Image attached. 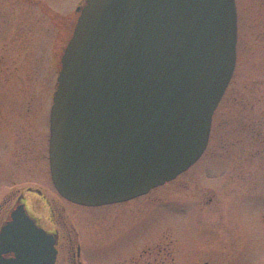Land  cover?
I'll return each mask as SVG.
<instances>
[{
  "label": "water",
  "instance_id": "obj_1",
  "mask_svg": "<svg viewBox=\"0 0 264 264\" xmlns=\"http://www.w3.org/2000/svg\"><path fill=\"white\" fill-rule=\"evenodd\" d=\"M76 11L50 111L52 181L75 203L125 201L205 150L236 64L235 0H85ZM11 217L0 234L18 236L15 264H54L52 235L23 205Z\"/></svg>",
  "mask_w": 264,
  "mask_h": 264
},
{
  "label": "rangeland",
  "instance_id": "obj_2",
  "mask_svg": "<svg viewBox=\"0 0 264 264\" xmlns=\"http://www.w3.org/2000/svg\"><path fill=\"white\" fill-rule=\"evenodd\" d=\"M83 1L0 0V131L4 132V138L20 143L15 165L13 147L6 144L4 147L5 151L6 148L10 151V171L17 170L9 179L0 177L4 194L14 185L21 188L46 185V192L54 196L55 190L49 191V186H53L46 152L48 110L57 85L60 55L77 19L75 8ZM235 4L236 64L213 114L205 151L185 171L154 187L142 198L93 211L81 210L85 215H100V218L92 216L90 221L86 218L85 225L82 223V235L91 234L87 229L94 230L106 241L98 248L97 264H109V256L120 250H141L142 240L147 242L149 250H155L158 242L165 247L159 257L154 258V252L151 254L150 264H157L156 261L160 264H226L224 256L211 248L217 243H205L208 235H215L221 229L219 222L211 220L218 211L211 210L212 207L223 204V224L234 241L243 227L256 225L255 201L243 205L238 195L226 197L225 194L230 188L238 187V176L247 170L260 171L258 186L264 188V0H235ZM241 123L249 128L244 138L245 150L257 149V152H248L244 160L238 146ZM253 128H260L261 135L251 134ZM211 193L213 205L207 207L204 201ZM32 197L34 195L26 194V198ZM34 201L39 203L35 198ZM78 207L66 205V212H71L74 220L81 217ZM115 207L116 214L99 213ZM45 211L40 205L39 212L44 217ZM211 223L217 226V231L206 229ZM236 249L234 246L230 264H239ZM167 250L171 251L170 255ZM141 262L144 264L145 260H138L139 264Z\"/></svg>",
  "mask_w": 264,
  "mask_h": 264
},
{
  "label": "flooded vegetation",
  "instance_id": "obj_3",
  "mask_svg": "<svg viewBox=\"0 0 264 264\" xmlns=\"http://www.w3.org/2000/svg\"><path fill=\"white\" fill-rule=\"evenodd\" d=\"M7 38L9 37L7 36ZM51 103L49 105V110H48V123H47L48 135L46 141V150H47L46 152H47V166H48L49 178L53 186V187L49 186L50 189L49 191L55 190L54 196H52L50 193H47L48 191L46 192L45 189L46 185L43 186L26 185L23 188L19 186L16 187L14 185L9 188L6 194L3 193L4 186L1 185L0 186L1 188L0 189V193H1L0 233L4 231L3 228H5L8 225V223L12 221V217H11L12 212L18 206L23 205L27 214L30 217H32L34 223L39 227H41L45 232L50 233L52 235L51 238H54L53 247L56 250L54 264H97L96 262L99 261L100 259L98 257L99 256L98 248L100 246L103 247L106 241H104L103 240L104 238H102L101 235H98L96 231L94 232V230L87 229L89 232H91V234L87 236L82 235V232H84L82 228V223L84 224L86 218L90 221V218L92 216L100 218V215L99 214L85 215L82 213L81 210L91 209L93 211L95 208H102L106 206H113L121 203L130 202L133 199L142 198L143 196L147 195V193L131 198L129 200L111 203V204H103L98 206H87V205L78 204L69 201L68 199L60 195L53 185L51 178V171H50V163H49ZM246 126L248 125L245 123H241V126L239 128L240 137L238 138L240 140L238 146L240 145L242 150V154L240 157L243 160L249 156L248 152L251 151L257 152V149H253L251 151L245 150L244 138L246 139V135L248 134L246 132L249 131V128H247ZM253 133L254 135L260 136L261 135L260 128L258 129L253 128L251 134ZM5 144L6 146L13 147L12 157L15 165V158L16 159L19 158L20 155V151H19L20 143L18 140L15 139L4 138V132L0 131V177H2L3 179L6 176L7 179H9L11 175L15 176L17 170L13 168L15 171L14 170L10 171L9 160L11 155H10V151L7 148L6 151L4 150ZM17 166H19L18 163ZM243 168L245 169V166ZM260 178H261V173L259 170H251V171L247 170L246 172L242 171L241 174L238 176V187L230 188L229 189L230 191L225 194L226 197H229L230 194L238 195L239 199H241V202L243 201L242 202L243 205H249L252 201H255L256 204L255 208H253V216L256 225L255 226L247 225L245 226V228L243 227L242 232L239 234L238 239H236L235 241L234 239L230 238L229 229L227 230L225 224H223V218H224L223 216L224 210L222 207L223 204L214 205L211 209V210H218L216 213V217H214V219L211 220L212 221L215 220L216 223L219 222L221 229L220 232L219 233L216 232L215 235H211V236L208 235L206 237L205 243L206 245L207 243L209 244L217 243L211 248L216 250L215 251L216 253L222 254L224 256V258L226 259L225 260L226 264H230L231 259H233L232 254L234 252L233 250L234 246H237L236 252L237 255L239 254V258H238L239 264H264V188L261 189L258 186ZM26 194H30L31 196L34 195V198L38 200L39 203L38 202L36 203L33 197L30 199L26 198ZM213 197H214L213 193H211L210 196H207L205 198L204 201L206 204L205 206L209 207L210 205H213L212 203ZM42 202H44V204ZM67 204L79 206L77 208L78 212L80 211L79 216H81L79 219L76 218L74 220L73 217H71L72 213L66 212ZM40 205H43L46 209L45 213L47 215L45 217L42 215V213L39 212ZM216 206H218L219 208H215ZM116 210L117 209L115 207L112 209H105V211L103 212L99 211V213L102 215L106 213L116 214ZM206 210L211 211L208 208ZM124 213L125 211L123 213L121 212V214ZM88 224H90L92 228L94 227L92 223L88 222ZM209 228L211 231L218 230L217 226L213 225V223H211L210 225L207 224L206 229L208 230ZM125 229L129 230V227L125 226ZM18 241L19 239L17 235L0 234V264H15L20 260L17 257L15 251L16 248L19 246ZM142 241L143 242L139 246V247L142 246L141 250L139 251L138 250L132 251L131 249L126 251L120 250L119 252L114 253L112 256H109L110 258L109 264H139L138 260H145L144 264H150L148 262V259L151 257V254L153 252L155 254L154 258L159 257L160 253L164 252L165 247L164 245L162 246L161 244H159V242L156 245L155 250H149L148 244L146 245L147 242H145L144 240ZM127 242H128V246H130L131 240L129 238L127 239ZM34 246L36 248L43 247L42 244L34 245ZM166 252L168 255L171 254L170 250H167ZM46 263H47L46 261L43 262L42 260H39L38 264H46ZM155 263L160 264V262L158 261H156ZM205 264L208 263L206 262Z\"/></svg>",
  "mask_w": 264,
  "mask_h": 264
}]
</instances>
